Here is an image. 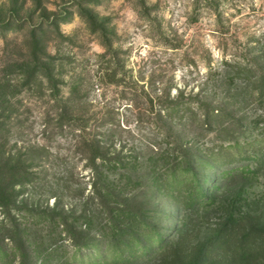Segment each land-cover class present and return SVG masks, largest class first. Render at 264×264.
<instances>
[{"label": "rangeland", "instance_id": "rangeland-1", "mask_svg": "<svg viewBox=\"0 0 264 264\" xmlns=\"http://www.w3.org/2000/svg\"><path fill=\"white\" fill-rule=\"evenodd\" d=\"M263 51L264 0H0V122L8 127L24 120L21 136L8 137L3 149L16 156L43 143L42 114L55 104L48 94L58 89L62 95L83 82L75 89L88 95L94 109L111 110L128 128L124 152L135 146L146 156L154 143L176 151L184 166L167 190H157L143 168L126 171L118 207L137 216L116 218L126 231L123 243L89 249L86 261L241 264L247 254L246 264H264V166L255 174L224 172L248 161L228 163L239 157L235 148L218 152L219 145L247 137L264 147V104L254 90L264 78ZM33 61L49 72L29 76ZM238 65L254 69L249 81L235 76ZM157 97L188 101V109L159 113ZM53 145L64 174L71 170L70 181L58 186L47 178L35 188L15 187L16 206L0 207V246L17 249L0 264H34L27 209L83 213L74 188L89 189L90 170L64 138L57 136ZM165 172L158 170L157 182L163 183ZM197 185L204 196L195 197ZM57 188L65 191L63 199L51 197ZM65 223L80 239H102L80 221ZM139 245L144 248L134 251Z\"/></svg>", "mask_w": 264, "mask_h": 264}, {"label": "trees", "instance_id": "trees-1", "mask_svg": "<svg viewBox=\"0 0 264 264\" xmlns=\"http://www.w3.org/2000/svg\"><path fill=\"white\" fill-rule=\"evenodd\" d=\"M138 12L143 14L140 8H138ZM262 53L264 56V51ZM46 66L41 61H33L32 67L28 69L29 76H33L38 71L49 72ZM253 71V68L240 66V69L235 70V76L244 77L242 78L244 81H249ZM232 79L233 77H231ZM82 83L75 81L70 87L71 89L62 95H59L58 89L48 94L49 100L55 104L42 114V134L46 139L43 143L35 142L29 145L24 154L15 156L3 149L8 137L21 136L24 120L18 118L13 125L8 127L0 122V147L2 146L0 148V207L5 208L4 211L8 210L11 204L16 206L14 198L16 186L23 189L32 184V187L35 188L43 185L42 182H45L44 180L47 178L57 182L58 186L61 182L70 181L71 170L67 169V174H64L63 170L65 169L61 168L62 164L60 163L63 159L51 151V148L54 147L53 142L57 141V136L68 141L71 145L70 152L75 154L79 161L85 162L83 167L88 168L91 174L87 181L90 185L88 190H86V186L74 188L75 198L83 207V213L79 216L60 215L56 212L37 213L33 209L26 210L27 217L30 218L29 226L26 227L29 230L26 236L28 237L30 233V238H26L28 246L36 255L33 260L34 264H37L40 259L48 264L51 262L52 264H90L85 259L87 255H90L89 249L93 251L101 245L106 246L107 244L116 247L117 244L123 243L121 236L126 231L117 225L116 218L137 216L136 212H131L129 215L127 210L118 207L123 204L121 196H124L128 182L122 181L126 171L143 168L146 170L145 174L148 180L154 184L157 190H167L176 185L173 183V177L176 175L177 169L184 167L182 166L183 159H180V155L176 151L160 149L161 147H157L154 143L151 144L154 148H151V152L146 156L135 146L124 152L121 138L122 133L127 132L128 128L120 125V121L114 118V113L111 110L100 112V109H94L93 102L87 98L88 95L81 94L75 89V85H82ZM257 86L254 89L258 94L256 99L259 103L264 104V78L260 79ZM135 93L136 90L130 94L131 97L135 96ZM157 98V104L161 105L159 113L163 112L165 115L172 116L179 111L188 109V101ZM128 99L133 100L132 98ZM148 102L150 108H153V100L150 98ZM79 104L86 106L78 107ZM255 141V138L247 137L242 141L235 139L233 143L219 145L218 152L225 146L235 148L239 153V157H231L228 163L232 164L238 160L248 161L246 164L232 166L224 172L230 173L234 170H240L244 174L259 172L264 166V147L259 146ZM117 144L119 147L116 146ZM23 155L24 159L21 158ZM158 170H166L163 183L156 180ZM189 173L193 174L190 171ZM130 183L132 186L135 184L134 182ZM198 186L194 190L195 197L204 196ZM64 189L67 193L72 190L68 185ZM65 191L59 192L57 188L56 192L51 193V197L56 200L63 199ZM21 218L22 216L19 215L18 219L21 220ZM65 219L80 221L85 230L95 229L96 236L102 239L88 236L80 239L79 232L74 229L73 225L68 226ZM59 225H63V227L59 229ZM25 232L27 231L25 230ZM62 232L63 235H61ZM15 248L17 249L15 244L11 250L0 246V257L7 253L11 254ZM143 248L139 245L134 248V251ZM249 256L252 255L242 256L241 264H246Z\"/></svg>", "mask_w": 264, "mask_h": 264}]
</instances>
